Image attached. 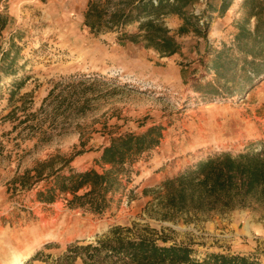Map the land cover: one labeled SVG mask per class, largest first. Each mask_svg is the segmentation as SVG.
Instances as JSON below:
<instances>
[{
    "label": "rangeland",
    "instance_id": "obj_1",
    "mask_svg": "<svg viewBox=\"0 0 264 264\" xmlns=\"http://www.w3.org/2000/svg\"><path fill=\"white\" fill-rule=\"evenodd\" d=\"M86 4L0 0V15L7 18L0 30V264H12L17 256L24 264L38 250L54 258L71 242H94L110 226L133 222L165 228L172 241L190 244L196 256L231 251L254 254L264 264V210L256 205L188 222L160 221L147 213L150 189L165 178L209 153L238 152L251 140H264V73L229 96L235 85L222 87L209 69L210 50L231 41L241 13L234 8L220 17L212 15L204 37L190 28L181 30L177 15L166 16L183 49L160 57L141 43H118L113 32L91 33L82 24ZM6 50L15 57L9 68L3 59ZM21 79L24 84L9 104L12 82ZM207 83L218 93L203 97L214 92L204 87ZM51 89L54 93L44 106L48 110L37 112L41 119L65 100L52 128L46 123L51 140L33 146L25 133L17 134L21 127L10 133L12 121L6 114L20 107L17 116L22 119L39 111ZM152 124L164 126L160 146L134 165L137 174L128 185L132 200L123 196L105 215L69 208L60 199L49 204L36 200L44 183L18 190L9 184L15 173L49 155L74 154L68 167L99 169L94 158L110 136L140 132ZM41 259L31 264H48Z\"/></svg>",
    "mask_w": 264,
    "mask_h": 264
},
{
    "label": "trees",
    "instance_id": "obj_2",
    "mask_svg": "<svg viewBox=\"0 0 264 264\" xmlns=\"http://www.w3.org/2000/svg\"><path fill=\"white\" fill-rule=\"evenodd\" d=\"M195 1L87 0L82 24L91 33L113 32L118 43H141L160 57H170L183 48L166 25V16L177 15L182 20L181 30L190 28L204 37L209 32L212 15L223 16L234 0H207L202 23L191 11ZM237 10L242 16L235 21L231 41L222 43L220 49L210 50L209 59V69L215 79L222 82L221 86L235 85L227 91L229 96L236 95L242 84L251 83L264 73V0H242ZM6 24V16L0 15V30ZM132 24L135 25L133 31L128 29ZM3 55L7 61L5 68L12 67L14 55L7 50ZM23 84L22 79L12 82L9 104ZM204 87H210L214 92L208 91L203 97L217 91L210 83ZM53 93L51 89L44 97L39 111L28 113L22 119L17 116V108L20 107L11 109L6 114L12 121L9 132H17L21 127L17 134L25 133V139L34 141L33 146L49 142L52 138L49 127L56 123L58 109L63 107L60 104L65 100L41 119L37 118V112L45 109ZM163 131V125L152 124L140 132L128 131L110 136L94 158L99 169L75 170L68 167L74 154L67 158L55 154L38 160L33 167L21 173H15L9 184L18 190L44 183V187L36 191V200L49 204L60 199L69 208L105 215L114 203L119 205L123 196L132 200L133 189H128V185L132 176L137 174L134 165L160 146ZM19 145L17 142L16 146ZM150 192L153 198L147 204V213L160 221H176L178 218L185 222L207 220L215 213L253 205L264 210V140H251L238 152L221 150L209 153L165 178ZM164 229L136 222L131 226L116 224L94 242H71L63 253L54 258L38 250L24 264H31L40 257L48 264H77L79 259L81 264H260L256 255L239 252L213 251L196 256L190 244H177Z\"/></svg>",
    "mask_w": 264,
    "mask_h": 264
},
{
    "label": "built area",
    "instance_id": "obj_3",
    "mask_svg": "<svg viewBox=\"0 0 264 264\" xmlns=\"http://www.w3.org/2000/svg\"><path fill=\"white\" fill-rule=\"evenodd\" d=\"M207 6V0H196L195 3L192 5L191 11L198 17L199 23L204 21V17L202 15L203 10H205Z\"/></svg>",
    "mask_w": 264,
    "mask_h": 264
},
{
    "label": "crops",
    "instance_id": "obj_4",
    "mask_svg": "<svg viewBox=\"0 0 264 264\" xmlns=\"http://www.w3.org/2000/svg\"><path fill=\"white\" fill-rule=\"evenodd\" d=\"M241 1H242V0H234L232 6H231L230 9H229V11L232 10V9H234V8H237V9H238V7H239ZM234 5H235V6H234Z\"/></svg>",
    "mask_w": 264,
    "mask_h": 264
},
{
    "label": "bare ground",
    "instance_id": "obj_5",
    "mask_svg": "<svg viewBox=\"0 0 264 264\" xmlns=\"http://www.w3.org/2000/svg\"><path fill=\"white\" fill-rule=\"evenodd\" d=\"M22 263V258L17 256L16 258H14L12 264H21Z\"/></svg>",
    "mask_w": 264,
    "mask_h": 264
}]
</instances>
